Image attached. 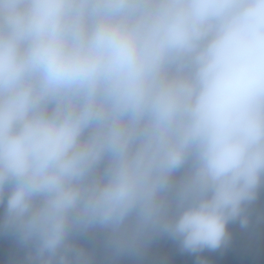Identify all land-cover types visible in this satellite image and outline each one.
<instances>
[{
    "label": "clouds",
    "instance_id": "obj_1",
    "mask_svg": "<svg viewBox=\"0 0 264 264\" xmlns=\"http://www.w3.org/2000/svg\"><path fill=\"white\" fill-rule=\"evenodd\" d=\"M262 192L264 0H0V264H212Z\"/></svg>",
    "mask_w": 264,
    "mask_h": 264
}]
</instances>
